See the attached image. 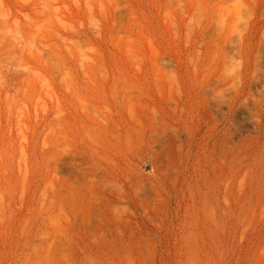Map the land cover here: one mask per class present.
Here are the masks:
<instances>
[{
    "label": "rangeland",
    "instance_id": "obj_1",
    "mask_svg": "<svg viewBox=\"0 0 264 264\" xmlns=\"http://www.w3.org/2000/svg\"><path fill=\"white\" fill-rule=\"evenodd\" d=\"M0 264H264V0H0Z\"/></svg>",
    "mask_w": 264,
    "mask_h": 264
}]
</instances>
